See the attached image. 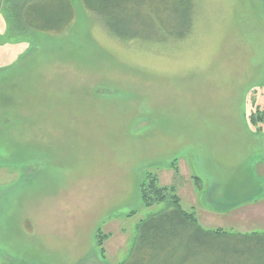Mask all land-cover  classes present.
I'll list each match as a JSON object with an SVG mask.
<instances>
[{"label":"rangeland","instance_id":"1","mask_svg":"<svg viewBox=\"0 0 264 264\" xmlns=\"http://www.w3.org/2000/svg\"><path fill=\"white\" fill-rule=\"evenodd\" d=\"M9 1L0 264H262L238 240L264 238V129L248 121L264 108V0H190L189 22L133 42L109 35L83 0L42 5L61 18L56 28L21 25ZM151 178L167 197L145 206ZM171 194L201 226L233 237L221 254L134 246L137 224Z\"/></svg>","mask_w":264,"mask_h":264},{"label":"trees","instance_id":"2","mask_svg":"<svg viewBox=\"0 0 264 264\" xmlns=\"http://www.w3.org/2000/svg\"><path fill=\"white\" fill-rule=\"evenodd\" d=\"M87 9L98 17L107 33L117 39L126 42L134 40H145L147 34L150 39L156 37L157 31L163 33L164 22H178L181 17L183 22L190 19V0H83ZM47 0H10L17 22L25 27H51L56 28L54 22L61 21V18L54 12L44 9ZM19 4V5H18ZM44 4L43 8L42 5ZM1 7V6H0ZM43 21V22H40ZM47 25H41L46 23ZM155 22L156 26L148 24ZM68 23V22H66ZM148 27V30L145 29ZM173 33L170 32V35ZM169 35V34H168ZM248 121L257 126V129H264V108L248 115ZM167 188H159L155 178H151L147 184H143L140 194L145 206L155 202L166 200ZM137 235L134 246L142 253L146 249L170 248L171 251L180 243L188 242L189 245L200 248L211 247L214 252L221 254L223 247H228V232L221 229L205 228L197 222L192 212L184 210L180 205L179 197L176 194L170 195V202L167 209L147 217L137 224ZM97 245H100L107 234L98 229L96 232ZM237 238V237H236ZM234 238V240L236 239ZM242 245L248 248V256L254 260V250L258 256L264 259V238L262 236L239 237ZM233 240V239H232ZM238 241L232 242L233 258L237 256ZM213 242V244H208ZM176 243L175 245H173ZM259 244V245H258ZM258 248V250H257ZM230 250V249H229ZM243 252V251H242ZM145 255V254H143ZM184 258V257H183ZM181 262H184L186 258ZM246 258V257H245ZM213 260V259H212ZM215 260V259H214ZM257 264V263H252ZM264 264V262L262 263Z\"/></svg>","mask_w":264,"mask_h":264},{"label":"crops","instance_id":"3","mask_svg":"<svg viewBox=\"0 0 264 264\" xmlns=\"http://www.w3.org/2000/svg\"><path fill=\"white\" fill-rule=\"evenodd\" d=\"M248 131H250V133H251L250 136L253 135L252 138H253V142H254V141L257 139L258 134L256 133V135H254V134H253L254 131H252V132H251V130H248ZM259 163L261 164V161H259ZM180 200H181V198H180ZM194 206H195V205H192L191 208H193V210L195 211V212H194L195 214H198V211H196V209L194 208ZM225 211H226V210H225ZM190 212H191V211H190ZM192 213H193V212H192Z\"/></svg>","mask_w":264,"mask_h":264}]
</instances>
